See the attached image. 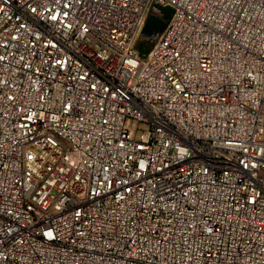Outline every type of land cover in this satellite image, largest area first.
Here are the masks:
<instances>
[{
	"label": "built area",
	"instance_id": "1",
	"mask_svg": "<svg viewBox=\"0 0 264 264\" xmlns=\"http://www.w3.org/2000/svg\"><path fill=\"white\" fill-rule=\"evenodd\" d=\"M0 264H264V0H0Z\"/></svg>",
	"mask_w": 264,
	"mask_h": 264
},
{
	"label": "water",
	"instance_id": "2",
	"mask_svg": "<svg viewBox=\"0 0 264 264\" xmlns=\"http://www.w3.org/2000/svg\"><path fill=\"white\" fill-rule=\"evenodd\" d=\"M160 11L163 15L161 18L153 14L148 17V20L143 30L144 37H149V34H151V30L153 27H155L156 30L155 35L161 34V32L165 29L167 21L171 17L173 9L171 7H161Z\"/></svg>",
	"mask_w": 264,
	"mask_h": 264
},
{
	"label": "rangeland",
	"instance_id": "3",
	"mask_svg": "<svg viewBox=\"0 0 264 264\" xmlns=\"http://www.w3.org/2000/svg\"><path fill=\"white\" fill-rule=\"evenodd\" d=\"M153 42L154 41L152 39H146V38H144L140 42L139 49L143 56H146L148 54V52L152 48Z\"/></svg>",
	"mask_w": 264,
	"mask_h": 264
},
{
	"label": "flooded vegetation",
	"instance_id": "4",
	"mask_svg": "<svg viewBox=\"0 0 264 264\" xmlns=\"http://www.w3.org/2000/svg\"><path fill=\"white\" fill-rule=\"evenodd\" d=\"M155 27H153L152 28V30H151V34H149V36H151V37H154L155 36Z\"/></svg>",
	"mask_w": 264,
	"mask_h": 264
}]
</instances>
